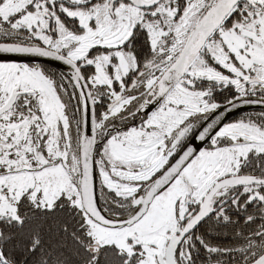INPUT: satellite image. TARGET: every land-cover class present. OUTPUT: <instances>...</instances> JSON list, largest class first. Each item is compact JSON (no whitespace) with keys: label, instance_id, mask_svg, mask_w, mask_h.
<instances>
[{"label":"snow or ice","instance_id":"snow-or-ice-1","mask_svg":"<svg viewBox=\"0 0 264 264\" xmlns=\"http://www.w3.org/2000/svg\"><path fill=\"white\" fill-rule=\"evenodd\" d=\"M0 264H264V0H0Z\"/></svg>","mask_w":264,"mask_h":264}]
</instances>
